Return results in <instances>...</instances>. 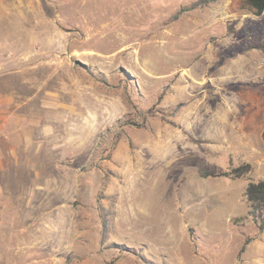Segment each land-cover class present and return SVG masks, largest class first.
<instances>
[{
    "label": "rangeland",
    "instance_id": "obj_1",
    "mask_svg": "<svg viewBox=\"0 0 264 264\" xmlns=\"http://www.w3.org/2000/svg\"><path fill=\"white\" fill-rule=\"evenodd\" d=\"M195 1L0 0V264H264L233 81L264 18Z\"/></svg>",
    "mask_w": 264,
    "mask_h": 264
},
{
    "label": "crops",
    "instance_id": "obj_2",
    "mask_svg": "<svg viewBox=\"0 0 264 264\" xmlns=\"http://www.w3.org/2000/svg\"><path fill=\"white\" fill-rule=\"evenodd\" d=\"M250 8L256 16L261 19L264 18V10L257 14L255 8ZM238 56L243 57V59L242 61L239 59L234 68L233 81L235 86L247 83L251 84L248 90L251 93V97L247 99V102H242L244 105H250L251 107L249 115L247 110H245L243 118L249 124V134H237V144L248 149L250 153L257 155L259 151L255 149V146H258L264 153V146L262 145V143L264 144L262 139L264 130V50L251 49L238 54ZM254 83L257 85L253 86ZM259 87L262 90L259 92L258 97L256 89ZM237 101L240 104L239 98L235 100V103ZM235 113L238 115V111ZM259 181H264V179L262 178Z\"/></svg>",
    "mask_w": 264,
    "mask_h": 264
},
{
    "label": "trees",
    "instance_id": "obj_3",
    "mask_svg": "<svg viewBox=\"0 0 264 264\" xmlns=\"http://www.w3.org/2000/svg\"><path fill=\"white\" fill-rule=\"evenodd\" d=\"M216 0H196L195 2L191 3L189 7L181 10L177 15H179L181 12H189L192 10H195L197 8H202L205 6H208L209 4L215 2ZM245 3L249 7H253L256 9L257 14H259L261 11L264 10V0H245ZM251 49H261L264 50V45L259 46H247L241 50L238 51V53H244L246 51H249ZM245 87H250L251 84H245ZM167 112L159 110V109H149L146 113H141L140 117L142 122L143 120H146L147 117H160L161 119L165 120L167 117ZM127 122L128 124H132L135 126L140 125L139 118L138 120L134 118H130ZM262 139L264 142V130L262 134ZM115 146V143L113 144ZM253 172V166L248 162H241L236 166L228 167L226 170L221 172L220 174L216 175L218 177H224L230 180H251V175ZM202 175H209V173L201 172ZM203 176V177H204ZM244 199L248 205V211L247 216L251 218L253 223L257 225L260 231L264 230V181H257L253 182L250 181L243 193ZM245 219V218H243ZM243 219H241L243 221ZM239 220H237L238 222ZM244 248L240 250V252H243Z\"/></svg>",
    "mask_w": 264,
    "mask_h": 264
}]
</instances>
